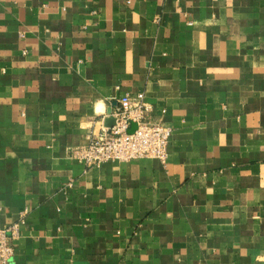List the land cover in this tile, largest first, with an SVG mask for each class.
I'll use <instances>...</instances> for the list:
<instances>
[{
  "label": "crops",
  "instance_id": "obj_1",
  "mask_svg": "<svg viewBox=\"0 0 264 264\" xmlns=\"http://www.w3.org/2000/svg\"><path fill=\"white\" fill-rule=\"evenodd\" d=\"M125 92L165 163L86 167ZM21 213L10 264H264V0H0V225Z\"/></svg>",
  "mask_w": 264,
  "mask_h": 264
},
{
  "label": "built area",
  "instance_id": "obj_2",
  "mask_svg": "<svg viewBox=\"0 0 264 264\" xmlns=\"http://www.w3.org/2000/svg\"><path fill=\"white\" fill-rule=\"evenodd\" d=\"M114 123L91 135L87 144L71 148V155L86 167H97L109 161H129L138 158H155L165 163L167 145L172 128L163 113L154 116L145 100L144 92H125L111 111ZM133 128H130L131 126ZM20 218L0 225V264H10L13 257V239L17 237Z\"/></svg>",
  "mask_w": 264,
  "mask_h": 264
},
{
  "label": "water",
  "instance_id": "obj_3",
  "mask_svg": "<svg viewBox=\"0 0 264 264\" xmlns=\"http://www.w3.org/2000/svg\"><path fill=\"white\" fill-rule=\"evenodd\" d=\"M108 113L110 114V113H111V110L108 111ZM108 121H109L108 126H111V125L114 123V119H113V117H110V119H109Z\"/></svg>",
  "mask_w": 264,
  "mask_h": 264
}]
</instances>
